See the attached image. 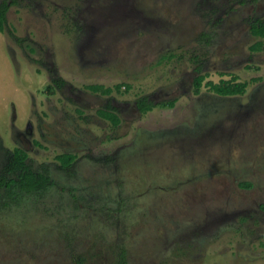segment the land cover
<instances>
[{
    "label": "rangeland",
    "instance_id": "obj_1",
    "mask_svg": "<svg viewBox=\"0 0 264 264\" xmlns=\"http://www.w3.org/2000/svg\"><path fill=\"white\" fill-rule=\"evenodd\" d=\"M6 1L0 177L52 183L0 191V264H264V0Z\"/></svg>",
    "mask_w": 264,
    "mask_h": 264
},
{
    "label": "trees",
    "instance_id": "obj_2",
    "mask_svg": "<svg viewBox=\"0 0 264 264\" xmlns=\"http://www.w3.org/2000/svg\"><path fill=\"white\" fill-rule=\"evenodd\" d=\"M10 4L5 0L0 3V31H4L7 23V12L9 10ZM251 32L253 35L261 37L264 40V17L255 20L251 25ZM264 42L258 41L252 48L259 49ZM205 75H199L195 79V88L199 92L205 80ZM208 85L216 93L223 96L243 94L247 88L246 82H237L236 79H222L220 82L216 83L209 81ZM122 84L116 86L117 90H120ZM129 86V85H127ZM88 88L95 92H101L104 94H109L112 92L113 88L105 87L103 85H89ZM138 107L141 112L146 113L150 111L154 104L149 102L146 98H141L138 101ZM100 114L105 118L109 119L113 124L117 125L120 122V118L112 110H102ZM29 154L22 147H17L14 150L13 157L7 166V174L0 177V191L4 188H10L17 186L20 189L32 192L39 189L46 188L52 183L51 178L42 172L35 171L28 163ZM58 159L61 161L62 165L69 166L76 159L73 154H63L59 155ZM250 186V184H247Z\"/></svg>",
    "mask_w": 264,
    "mask_h": 264
}]
</instances>
